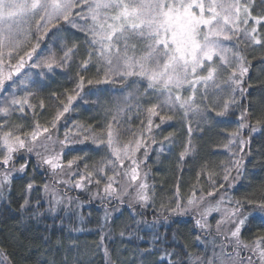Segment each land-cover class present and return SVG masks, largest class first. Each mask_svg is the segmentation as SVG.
Here are the masks:
<instances>
[{
    "label": "snow or ice",
    "instance_id": "snow-or-ice-1",
    "mask_svg": "<svg viewBox=\"0 0 264 264\" xmlns=\"http://www.w3.org/2000/svg\"><path fill=\"white\" fill-rule=\"evenodd\" d=\"M257 51L264 55V0H0V200L19 179L22 211L61 220L60 213H81L84 193L114 210L126 207L137 227L148 223L144 217L152 210V243L140 255L157 257L154 264H264V225L248 235L251 221L264 217V198L241 202L226 195L245 175L253 135L264 132V108L245 103L252 86L245 78ZM70 67L72 85L51 93L54 109L42 124L38 112L49 113L43 98H33ZM100 84L127 87L114 96L98 129L74 124L61 138L59 122L89 103L87 97L96 95L91 86ZM177 114L189 137L181 162L189 157L192 120L199 131L201 122L217 117V123H227L229 116L238 123L223 145L227 162L201 165L186 196L177 185L172 198L157 207L147 161L153 146L163 153L164 141L173 142L171 136L158 140L154 129ZM132 115L138 131L124 127ZM89 141L88 148L76 147ZM220 189L224 193L218 195ZM33 192L41 194L34 207ZM108 215L106 210V220ZM183 215L192 216L198 241L214 237L210 257L185 251V261L155 246L161 242L158 224ZM0 255L4 264L9 258Z\"/></svg>",
    "mask_w": 264,
    "mask_h": 264
},
{
    "label": "trees",
    "instance_id": "trees-1",
    "mask_svg": "<svg viewBox=\"0 0 264 264\" xmlns=\"http://www.w3.org/2000/svg\"><path fill=\"white\" fill-rule=\"evenodd\" d=\"M81 45L82 55L83 44ZM250 64L251 67L245 79L250 80L252 86L248 89L249 95L245 103L250 101L259 110L264 108V55L257 51L255 58L250 57ZM90 75L94 76L95 74ZM74 78V68H66L59 75H53L52 79L46 82L48 87L38 97L33 98V103L43 98L45 110L49 113L48 116H45L43 112L42 114L38 112L37 119L42 124L50 119L54 109L51 93L63 92L72 85ZM125 87L126 85H123L122 89ZM98 89H109V93L120 91V87L113 88L111 85L91 86V91L96 95L104 93L99 92ZM84 91L88 93L89 87H85ZM93 109L94 107L91 106L85 110L82 109L80 113L76 111L67 113L58 124L60 137L63 138L64 129L68 127L73 118L78 116L81 120L86 121L90 111H95ZM134 116L132 115V118ZM177 117L179 118V115ZM221 119L217 117L211 123V127L204 128L203 131L192 132L190 155L194 153L195 156L192 155L193 159L191 160L178 163L177 169L171 162H164L165 159H171L174 156L158 153V144L150 150L147 163L150 183L158 188L154 192L157 207L162 201L172 198L177 185L180 194L186 196L189 186L196 182V173L201 165L207 163L215 166L221 161L224 162L222 156L218 154V148H221L226 139L225 134L231 129H229L228 123L216 122ZM225 119L230 123H238V120L232 116ZM138 124V119L135 117L134 121H130V124L124 125V127L129 130V127L134 126L139 130ZM165 126L168 127V131L164 132V135L171 136L176 144L181 141L187 145L189 137L186 122L181 121L174 124L166 122L161 125L160 129H154V131L163 133L161 129ZM179 127L184 129L182 134L179 132ZM197 135L199 140H196ZM159 139L161 138L159 137ZM166 142L164 141V144ZM90 146L92 145L86 143L78 148ZM161 154V160L158 163L155 162L156 157ZM87 155L91 156L93 160L100 159L90 152ZM174 160L176 159L174 158ZM244 167L245 175L234 187L228 189L226 195L241 202L246 197L249 199L264 198V132H257L253 135L251 154L246 157ZM32 175H35L36 183L39 185L41 183L40 174ZM23 184L22 180L14 179L7 199L0 200V252L7 254L9 259L4 261L6 264H52L53 260L55 264H65L66 260L73 264L75 261H79V264H154V261L158 259L154 256L144 258L140 255L141 250L152 243L153 230L148 226L153 220L152 210H148L144 217L148 223L137 227L126 207L114 210L113 204L101 203L97 200L89 201L86 194L80 193V200L83 204L81 213L79 215L60 213L61 220H55L50 215L36 216L34 213L24 212L20 209L19 205L25 198ZM204 187L207 186L204 185ZM221 193H224V189H220L218 195ZM40 195L35 192L31 195L33 207ZM71 195L75 196L77 193L73 192ZM106 210L109 213L107 220L105 219ZM262 225H264V217L257 215L251 221L252 231L248 235L252 236L259 232ZM155 231L161 233V242L155 246L167 247L168 251L179 253V259L188 260L185 251L192 257L201 259L212 255L214 237L209 236L206 244L198 241L196 235L200 230L196 228L191 215L173 216L167 223L158 224ZM121 232H125V235L121 236ZM137 237H142V239ZM105 247L108 250L107 256L104 252Z\"/></svg>",
    "mask_w": 264,
    "mask_h": 264
},
{
    "label": "rangeland",
    "instance_id": "rangeland-1",
    "mask_svg": "<svg viewBox=\"0 0 264 264\" xmlns=\"http://www.w3.org/2000/svg\"><path fill=\"white\" fill-rule=\"evenodd\" d=\"M67 35H69V33H63L62 34V36H67ZM77 36H79V33H77ZM73 39H75V37H73ZM25 70L27 71V69H25ZM111 86L113 88H119L120 87V90H121L123 85H111ZM120 95H121V92L120 91H114L112 93H109L107 91V92L100 93V94H97V95H89L87 97V99L90 102L87 103V104H82L81 107L76 110V112L77 113H80V111L82 109L85 110V108H87V107L89 108L91 106L94 107L93 110H95V111H90V114L86 117V121L81 120L80 117H78V116L75 117V118H73L71 120V122L69 123L68 127H72L74 124L75 125H91L92 127L98 129L99 126L104 121V117L106 115V109H113V107H114V104H113V98H114V96H120ZM97 99L99 101L98 103H92L91 102V101H96ZM77 103H80V102L77 101ZM39 113L42 114V111H40ZM177 115H179V114H177ZM177 115L173 116V119L170 120V122L168 121L169 123L167 122V124H174V123L181 122L182 120H181L180 116L178 118ZM37 117H39V115H37ZM135 117L136 116H134L131 121H134V118ZM212 122L213 121H211V122H209L207 124L201 122L200 127L203 128V129L204 128H209V127H211V123ZM18 123H23V121H18ZM227 123H228L229 129H231L230 131H234L236 129L237 124L230 123V122H227ZM191 124H192V128H193V132H199V130L197 129L196 121L195 120H192L191 121ZM129 128H128L129 130H136V131H138L134 126H131ZM179 129H180V131H179L180 134H182V132H183L184 129H181L180 127H179ZM161 130H162L163 133H159L157 139H159V137L162 138V137L166 136V135H164V132L168 131V127L165 126ZM228 132H229V130H228ZM225 135L227 136V134H225ZM121 139L124 140V141H127L128 137L127 136H122ZM196 140H199L198 135L196 136ZM172 141H173L172 143H169L168 141L165 143L167 146L165 147V151L163 152V154H166V155H169V156H174V157L173 158L169 157L171 159H165L164 162H166V161L171 162V164L172 165L174 164V166L177 169L178 163L180 164V163H183L185 161V160L183 162L179 161V153L184 149V147L188 146V141H187V145H186L185 142H181L180 141L179 144H176V142L173 139H172ZM86 143L91 144L90 141L89 142H86ZM226 143H227V140L225 139L224 140V143L221 145V148L220 147L218 148V154H220L222 156L224 162H227V160L229 159V154L227 152H225V150L223 148V145L226 144ZM78 146H81V145H77L76 147H78ZM190 151H192V145H190ZM191 154L195 156L194 153H191ZM192 155H190V152H189V157L186 160L193 159V156ZM161 158H162V154L156 157L155 162L158 163L161 160ZM174 158L177 161L174 160ZM154 189H158L157 186L154 185ZM0 260H4L2 255H0ZM4 264H6V263L4 262Z\"/></svg>",
    "mask_w": 264,
    "mask_h": 264
}]
</instances>
